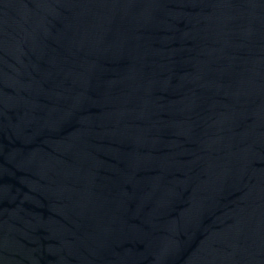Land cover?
<instances>
[{"label": "water", "instance_id": "95a60500", "mask_svg": "<svg viewBox=\"0 0 264 264\" xmlns=\"http://www.w3.org/2000/svg\"><path fill=\"white\" fill-rule=\"evenodd\" d=\"M0 264H264V0H0Z\"/></svg>", "mask_w": 264, "mask_h": 264}]
</instances>
